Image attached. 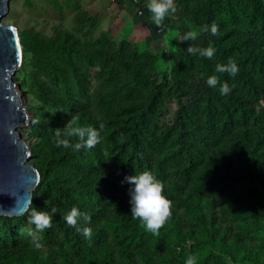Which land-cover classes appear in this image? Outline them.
<instances>
[{
	"label": "trees",
	"instance_id": "trees-1",
	"mask_svg": "<svg viewBox=\"0 0 264 264\" xmlns=\"http://www.w3.org/2000/svg\"><path fill=\"white\" fill-rule=\"evenodd\" d=\"M208 1L204 24L210 27L215 22L219 31L217 35L204 33L200 48L211 44L215 55L208 59L189 54L187 48L182 50L201 63L202 71L175 69L178 77L170 80L165 74L143 75L136 69L137 76L148 82L142 98L114 104L105 92L93 106L82 99L67 101L47 84H39L46 99L70 106L71 112L67 116L46 115L39 121V138L32 146L33 163L47 195L34 191L29 208L16 217H29L33 209L50 212L56 207L59 211L52 227L39 234L44 245L39 250L31 237L8 225L10 215H0V264H135L136 252L146 257L145 251L129 249L126 244L122 249L107 246L98 252L91 247L106 236L108 225L123 229L119 237L124 239L133 232L148 233L139 220L132 218L128 194L131 185L122 183L125 177L145 170L164 182L165 194L173 202L171 219L155 235L165 242L209 238L208 234L197 235L200 227L219 230L224 209L217 196L227 185L251 190V167L261 178L264 192V0ZM235 10L244 13L247 32L229 26L224 15L216 14H235ZM20 38L23 51L60 50L77 83L85 84V72L74 58V53L85 51L78 38L65 35L58 39L31 31L21 32ZM229 58L237 64L236 75L215 73V65L226 64ZM213 74L229 84V94L222 96L219 86L207 85V78ZM174 95L175 105L170 108L168 103ZM74 114H79L82 126L99 128V123H104L101 137H110L108 145L119 157L112 170L77 155L90 151L96 158H103L102 142L80 151L55 146L54 129L63 128ZM73 206L91 216L90 224L84 225L92 229L91 240L63 220ZM184 210L192 215L189 222L193 226L187 229ZM246 225L256 229L250 222ZM237 237L233 247L251 259L247 264H261L258 251ZM69 249L74 254H69ZM56 251L64 253L63 257H55ZM209 252V248L202 251L198 261L206 262ZM146 262L153 264L149 258Z\"/></svg>",
	"mask_w": 264,
	"mask_h": 264
},
{
	"label": "rangeland",
	"instance_id": "rangeland-1",
	"mask_svg": "<svg viewBox=\"0 0 264 264\" xmlns=\"http://www.w3.org/2000/svg\"><path fill=\"white\" fill-rule=\"evenodd\" d=\"M174 2L177 12L170 14L163 26L157 28L151 22L150 12L147 10L144 14H138L131 7L130 0H11L10 9L3 20L16 25L19 35L25 31L58 39L69 35L70 38H78L85 48L83 53H74L75 60L85 72L84 85L77 83L70 64L60 50L51 49L43 53L23 51V59L14 78L29 111V121L19 129L30 144V162L33 163L35 158L32 146L39 138V121L46 115L67 116L71 112L70 106L46 99L40 92V83L55 89L67 101L82 99L93 106L99 95L105 92H108L114 104L142 98L148 89V82L137 76L136 69H140L143 75L165 74L170 80L178 77L175 69L202 71L201 63L182 50L192 43L200 47L204 33L194 42L180 40L186 32L198 31L205 25L204 13L209 1ZM216 14L224 15L229 26L235 25L248 31L244 13H239V10H235V14L223 11H217ZM175 99L176 95L169 101L170 108L174 107ZM109 139L108 135L101 137L103 158H96L90 151H80L77 155L112 170L119 157L108 145ZM250 171L253 175L250 179L251 190L227 185L222 195L217 196V201L224 209L219 230L212 232L208 227H200L197 232L198 236L208 234L209 238H187L186 241L175 243L165 242L153 234L133 232L124 239L119 237L124 233L123 229L108 225L106 236L91 245L93 252L107 246L118 250L122 249V244H126L129 249L148 254L145 257L136 252L135 264H148L147 258L153 264H186L189 256L196 258V264H247L251 259L233 247L235 239L240 236L242 243H250L258 251L259 262L264 264V192L256 169L251 167ZM34 191L47 195L39 183ZM183 215L186 217V229L192 227L193 224L189 222L192 215L186 210ZM10 217L8 225L18 227L26 236H29L30 230H35V226L28 223L29 217ZM246 222L255 225L256 229L247 228ZM212 238L218 242L212 243ZM208 248L209 259L206 262L198 261L201 252ZM68 253L74 254V251L69 249ZM63 255L58 251L54 253L58 259Z\"/></svg>",
	"mask_w": 264,
	"mask_h": 264
},
{
	"label": "clouds",
	"instance_id": "clouds-1",
	"mask_svg": "<svg viewBox=\"0 0 264 264\" xmlns=\"http://www.w3.org/2000/svg\"><path fill=\"white\" fill-rule=\"evenodd\" d=\"M146 7L151 14V22L157 28L163 26V22L170 14L177 12V5L174 0H148ZM209 31L212 35H217L218 25L213 22L210 27L209 25H203L198 31L190 30L183 35L180 41L194 42L201 33ZM186 51L193 56L199 54L202 57L211 59L215 55L216 49L211 44L207 48H200L192 43ZM237 72V64L231 58L226 64L218 63L215 65V73H228L234 76ZM207 85L211 88L219 86V92L222 96L229 94L231 91L229 84L226 81L222 82L219 76L215 74L207 78ZM79 120V114L71 115L63 128L54 129L53 142L56 147L80 151L81 149H91L101 142V133L105 128L104 123L100 122L99 128H97L92 125L82 126L78 123ZM73 139L75 143H73ZM125 182L131 185L128 194L130 196L129 203L132 218L139 220L146 232L159 235L160 230L171 219L173 208L172 200L165 194L164 182L149 170L127 176L122 181V183ZM58 211L56 207H52L50 212L39 209L31 211L28 223L34 225L35 230H30L28 235L32 238V243L36 249L39 250L44 247L41 243L42 237L39 234L52 227L53 217ZM62 218L68 226L75 228L77 233L85 239L91 240L92 229L84 226L90 224L92 219L87 212H81L78 207L73 206ZM186 264H196V258L189 256Z\"/></svg>",
	"mask_w": 264,
	"mask_h": 264
},
{
	"label": "water",
	"instance_id": "water-1",
	"mask_svg": "<svg viewBox=\"0 0 264 264\" xmlns=\"http://www.w3.org/2000/svg\"><path fill=\"white\" fill-rule=\"evenodd\" d=\"M10 4L0 0V215L18 216L29 208L41 175L19 129L29 111L14 78L23 59L21 38L16 25L3 20Z\"/></svg>",
	"mask_w": 264,
	"mask_h": 264
},
{
	"label": "built area",
	"instance_id": "built-area-1",
	"mask_svg": "<svg viewBox=\"0 0 264 264\" xmlns=\"http://www.w3.org/2000/svg\"><path fill=\"white\" fill-rule=\"evenodd\" d=\"M138 14H144L148 10L146 5L148 0H130Z\"/></svg>",
	"mask_w": 264,
	"mask_h": 264
},
{
	"label": "crops",
	"instance_id": "crops-1",
	"mask_svg": "<svg viewBox=\"0 0 264 264\" xmlns=\"http://www.w3.org/2000/svg\"><path fill=\"white\" fill-rule=\"evenodd\" d=\"M131 5H132L131 7H134L132 3H131Z\"/></svg>",
	"mask_w": 264,
	"mask_h": 264
}]
</instances>
